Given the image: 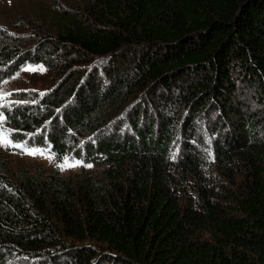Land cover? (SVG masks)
<instances>
[{
    "label": "trees",
    "instance_id": "1",
    "mask_svg": "<svg viewBox=\"0 0 264 264\" xmlns=\"http://www.w3.org/2000/svg\"><path fill=\"white\" fill-rule=\"evenodd\" d=\"M55 5L0 29V86L52 72L2 114L81 168L0 167V264H264V0Z\"/></svg>",
    "mask_w": 264,
    "mask_h": 264
},
{
    "label": "rangeland",
    "instance_id": "2",
    "mask_svg": "<svg viewBox=\"0 0 264 264\" xmlns=\"http://www.w3.org/2000/svg\"><path fill=\"white\" fill-rule=\"evenodd\" d=\"M82 1L0 0V29H6L8 34L13 37L18 36V38H24L22 40H29L34 36V31L46 30L50 28L49 25H54L53 15L51 16L50 12L55 8L57 9L55 3L68 7L72 4H81ZM22 45L29 46L28 42H24ZM41 67L46 71L40 70ZM51 76V70L42 65H26L16 72L13 77L4 81L0 86V97H2L0 98V116H3V108L20 101L17 96L18 93L27 91L43 93L46 91L50 85ZM0 127L3 128L5 135L12 140L13 128L6 124L5 119L0 122ZM12 141L15 144L25 146L24 149L0 146V167L5 168L8 177L12 180L14 174L22 169L37 173H44L45 171L50 173L57 170L63 177L73 176L80 171L81 162L77 159L67 157L61 164H56L49 150L29 148L26 142ZM27 150H35L36 154L30 155ZM40 153H43V155ZM61 165H65V167L62 168Z\"/></svg>",
    "mask_w": 264,
    "mask_h": 264
},
{
    "label": "snow or ice",
    "instance_id": "3",
    "mask_svg": "<svg viewBox=\"0 0 264 264\" xmlns=\"http://www.w3.org/2000/svg\"><path fill=\"white\" fill-rule=\"evenodd\" d=\"M26 70H33V69H26ZM40 70H42V71H46V69H43L42 67H41ZM41 95H43V93H42ZM0 98H2V97H0ZM4 119H5V117L0 116V122H2ZM0 146H5V147H16V148H22V149L25 148V146L22 145V144H15V143H13V141H12L11 139H9V138L5 135L4 130H3L2 127H0ZM27 152H28V154H30V155H35V154H36V151H35V150H27ZM40 154L43 155V153H40ZM66 163H67V162H66ZM72 166H75V165H72ZM61 167L63 168V167H65V165H61ZM87 167H91V165H87Z\"/></svg>",
    "mask_w": 264,
    "mask_h": 264
}]
</instances>
